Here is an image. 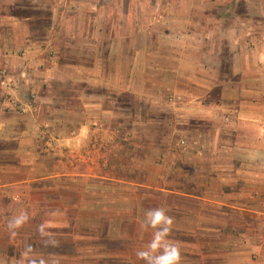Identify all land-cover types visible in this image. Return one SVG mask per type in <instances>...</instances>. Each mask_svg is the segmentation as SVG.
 Returning <instances> with one entry per match:
<instances>
[{"label":"crops","instance_id":"0c3cea01","mask_svg":"<svg viewBox=\"0 0 264 264\" xmlns=\"http://www.w3.org/2000/svg\"><path fill=\"white\" fill-rule=\"evenodd\" d=\"M154 2L0 0V264H84L73 209L61 197L53 209L52 195L69 188L64 179L105 177L96 166L100 146L113 145L121 127L125 140L138 127L147 139L148 124L172 128L187 146L182 168L232 142L225 128L246 156L264 161V12L242 11L243 0H223V17L200 2L158 12ZM155 138L161 152V133ZM81 162L91 163L90 173ZM21 210L29 219L10 230ZM57 211L68 218L53 219ZM258 224L255 253L235 239L223 264H264V215ZM109 252L96 255L130 258Z\"/></svg>","mask_w":264,"mask_h":264},{"label":"rangeland","instance_id":"374dc122","mask_svg":"<svg viewBox=\"0 0 264 264\" xmlns=\"http://www.w3.org/2000/svg\"><path fill=\"white\" fill-rule=\"evenodd\" d=\"M193 2L205 4L211 15L224 16L223 0H155L153 9L158 12L171 5L174 8L175 4H180L182 9ZM240 9L264 12V0H243ZM112 126H119V121H113ZM120 130L113 145L100 146L101 156L96 166L105 177L64 179L69 188L56 189L52 195L53 209L59 207L60 197L73 209L69 220L77 223L76 229L80 226L84 264H124L122 256L121 262H111L110 258L101 260L96 255L105 252L111 256V249L129 252L126 264H145L135 252L151 239L153 229H142L141 223L147 209L161 205L173 218L168 237L180 247V264H223V248L240 244L235 239L245 240L244 250L254 249L252 245L256 243L252 240L257 241L254 235L260 231L262 225L258 222L264 215V177H260L264 173V161L246 156L236 147L233 128L223 131L224 138L228 135L234 138L232 142L223 140L221 151V147H214L213 153L205 150L202 162L186 165L187 168L180 167L178 161L187 146L180 143L172 128L161 131L148 124L147 139L140 137L138 127L130 140H125L127 130L123 127ZM158 131L164 141L161 152L155 143ZM52 148V152L60 151L61 146L53 144ZM62 150L65 152L66 148ZM67 166L75 168L76 163L68 162ZM82 167L90 173L91 163L81 162ZM251 206L260 212H252ZM52 217L67 216L57 211ZM105 235L109 240L106 237L103 240ZM87 254H95L94 260Z\"/></svg>","mask_w":264,"mask_h":264},{"label":"clouds","instance_id":"9594fccd","mask_svg":"<svg viewBox=\"0 0 264 264\" xmlns=\"http://www.w3.org/2000/svg\"><path fill=\"white\" fill-rule=\"evenodd\" d=\"M28 219V213L21 210L8 220L7 227L10 230L17 229ZM172 224L173 218L168 215V210L165 206L161 205L147 209L144 212L141 228H151L153 231L151 239L143 247L136 250V257L142 259L145 264H180V247L168 237L172 230ZM39 231L41 235L44 234L43 224L39 225ZM45 243H54V240L49 238ZM30 253L31 245H28L22 255L27 256ZM28 264H45V261L43 259H30Z\"/></svg>","mask_w":264,"mask_h":264}]
</instances>
